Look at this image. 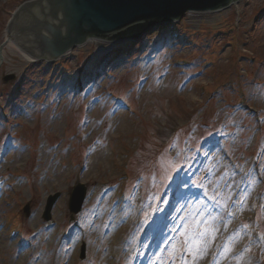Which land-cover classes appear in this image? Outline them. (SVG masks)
Returning <instances> with one entry per match:
<instances>
[{
  "label": "rangeland",
  "instance_id": "1",
  "mask_svg": "<svg viewBox=\"0 0 264 264\" xmlns=\"http://www.w3.org/2000/svg\"><path fill=\"white\" fill-rule=\"evenodd\" d=\"M26 1L0 0V264H210L226 237L213 264H264V0L53 62L4 44Z\"/></svg>",
  "mask_w": 264,
  "mask_h": 264
},
{
  "label": "water",
  "instance_id": "2",
  "mask_svg": "<svg viewBox=\"0 0 264 264\" xmlns=\"http://www.w3.org/2000/svg\"><path fill=\"white\" fill-rule=\"evenodd\" d=\"M235 1L238 0H31L18 9L9 28L16 35L19 49L37 59L57 60L91 38L138 41L156 25L181 19L188 11H215ZM195 13L199 12L187 15ZM141 40H146V35ZM13 78L9 75L5 79ZM86 192L84 184L75 186L70 200L72 213L82 209ZM59 196L57 193L49 197L46 219L51 218ZM26 213L30 214L29 205ZM84 252L85 249L82 258Z\"/></svg>",
  "mask_w": 264,
  "mask_h": 264
},
{
  "label": "bare ground",
  "instance_id": "3",
  "mask_svg": "<svg viewBox=\"0 0 264 264\" xmlns=\"http://www.w3.org/2000/svg\"><path fill=\"white\" fill-rule=\"evenodd\" d=\"M5 45H7V47L11 48V49H17L26 61H28V62H34L35 61L34 57H32L31 54H27V51L25 49H19L18 43L13 37L6 35V44ZM5 53H6V51L3 50L2 54L4 55ZM226 264H229V263H226Z\"/></svg>",
  "mask_w": 264,
  "mask_h": 264
},
{
  "label": "snow or ice",
  "instance_id": "4",
  "mask_svg": "<svg viewBox=\"0 0 264 264\" xmlns=\"http://www.w3.org/2000/svg\"><path fill=\"white\" fill-rule=\"evenodd\" d=\"M179 171H182V169H178L177 170V173H176V175H178L179 174ZM175 178V177H174Z\"/></svg>",
  "mask_w": 264,
  "mask_h": 264
}]
</instances>
